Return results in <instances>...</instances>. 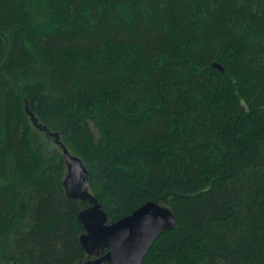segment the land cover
I'll return each instance as SVG.
<instances>
[{"label": "trees", "instance_id": "obj_1", "mask_svg": "<svg viewBox=\"0 0 264 264\" xmlns=\"http://www.w3.org/2000/svg\"><path fill=\"white\" fill-rule=\"evenodd\" d=\"M26 105L109 223L171 209L142 264H264V0H0V264H80L88 203Z\"/></svg>", "mask_w": 264, "mask_h": 264}, {"label": "water", "instance_id": "obj_2", "mask_svg": "<svg viewBox=\"0 0 264 264\" xmlns=\"http://www.w3.org/2000/svg\"><path fill=\"white\" fill-rule=\"evenodd\" d=\"M223 71L218 63H212ZM33 123L53 137L61 148L66 175L63 179L65 193L81 202H87L77 214V220L83 226L79 242L90 257L80 264H142L143 258L155 239L176 226L171 209L165 205L147 201L133 212L109 223L101 204L89 192L88 172L81 158L71 154L59 141L57 132H51L37 123L29 112Z\"/></svg>", "mask_w": 264, "mask_h": 264}, {"label": "rangeland", "instance_id": "obj_3", "mask_svg": "<svg viewBox=\"0 0 264 264\" xmlns=\"http://www.w3.org/2000/svg\"><path fill=\"white\" fill-rule=\"evenodd\" d=\"M47 143H48L49 145H51L50 143H52V141H51V142H50V141H48Z\"/></svg>", "mask_w": 264, "mask_h": 264}]
</instances>
